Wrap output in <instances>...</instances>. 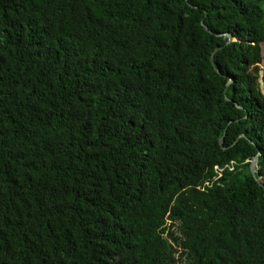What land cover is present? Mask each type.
Masks as SVG:
<instances>
[{"label":"trees","instance_id":"obj_1","mask_svg":"<svg viewBox=\"0 0 264 264\" xmlns=\"http://www.w3.org/2000/svg\"><path fill=\"white\" fill-rule=\"evenodd\" d=\"M262 44L264 0H0V264H264Z\"/></svg>","mask_w":264,"mask_h":264},{"label":"water","instance_id":"obj_2","mask_svg":"<svg viewBox=\"0 0 264 264\" xmlns=\"http://www.w3.org/2000/svg\"><path fill=\"white\" fill-rule=\"evenodd\" d=\"M202 26L204 27L205 30H207L208 32L211 33V31H209L208 27L205 25L204 21L202 22ZM229 38H232V35H227ZM221 48L218 47L216 51H219ZM213 65L216 66L215 60L213 59ZM233 82V79L231 81V83ZM241 137H245L243 134L241 135ZM222 145H224V141H222ZM258 164V156L255 157L253 159V161L251 162L250 165V171H251V175L254 178V180L259 184V180L257 178V171H256V166Z\"/></svg>","mask_w":264,"mask_h":264},{"label":"rangeland","instance_id":"obj_3","mask_svg":"<svg viewBox=\"0 0 264 264\" xmlns=\"http://www.w3.org/2000/svg\"><path fill=\"white\" fill-rule=\"evenodd\" d=\"M261 48H262V55H263V69H264V44H262Z\"/></svg>","mask_w":264,"mask_h":264}]
</instances>
